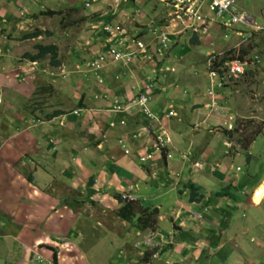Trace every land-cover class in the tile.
Returning a JSON list of instances; mask_svg holds the SVG:
<instances>
[{
	"label": "crops",
	"instance_id": "crops-1",
	"mask_svg": "<svg viewBox=\"0 0 264 264\" xmlns=\"http://www.w3.org/2000/svg\"><path fill=\"white\" fill-rule=\"evenodd\" d=\"M62 1L64 0H61V3ZM127 1H121L123 10H128ZM130 1L135 8L134 1H137ZM12 3L15 6H12ZM6 4L11 6V10ZM152 4L147 14H144L147 17L142 13L130 12L133 21V28L130 29L128 27L131 24L126 27L124 23L128 19L127 14H116L111 0H98V3H95L100 6L97 13H93L91 18H86L89 21L91 19L89 24L95 27L92 31H99L101 34L97 41L101 47L94 50L91 59L101 53L102 46H133L131 40L134 38H140L147 44L150 57H139L126 64L108 62L96 76L82 68L83 76L89 81L87 83H90V94L98 90V93L92 96L94 99L89 95L86 99H80V102L77 98H72L70 100L73 102L67 99L64 106L60 105L61 102L54 101L53 105L44 107L40 98L31 100L30 92L33 88L42 87V81L47 80L45 73H57L60 69L64 73L65 66L75 67L79 62L65 66L59 63L53 67L47 61L44 62L45 57L35 61L21 57L22 53L30 52L22 51L19 55L24 47L23 41L39 43L38 40L41 39V36L20 38L26 32L23 27L30 26L27 21H31V18L27 12L35 2L0 0V20L3 19L4 23L0 24V31L5 32L3 36L0 32V264H38L35 256L46 260L43 264H54L52 252L55 253V264H60L62 253L68 254L73 261L72 254L80 255L79 247L75 246L74 241L69 243L66 238L57 236L54 242L46 239L44 242L38 237L29 238L28 233L24 232L28 230L25 224L12 225L8 213L27 206L44 205L47 207V218H55L53 227H57L58 233L75 225L78 214L92 221H98V218L101 221L99 212L96 219L92 217L95 206L101 203L105 210L114 215L113 210L117 206L112 197L114 194L127 195L137 200L132 194L136 184L155 180L158 185L165 186V183H168L170 187L162 195H170V191L174 193L165 210L160 203L156 206L158 213L163 211V214L158 216L161 219V230L159 228L158 231H137L130 225L134 238H141L143 241L144 235L154 232L155 242H158L159 246H168L166 252L159 255L157 253L152 260H160L161 254H164L167 258H170V255L178 258L180 264H264V194L257 192L261 198L255 203L250 199L255 189L258 190L264 184V171L258 179L250 183L251 191L248 195L244 185L245 182L248 183V177L252 176L230 172V162L233 160L242 162V158L243 163H250L251 155L248 151L256 133L264 126V119L259 123L258 132L252 135L249 143L233 146L232 143L229 145L230 141L222 139L223 149L217 153L214 146H210V140L206 142L205 134L213 136V131L207 129L219 125L228 115L234 121L233 130L236 125H242L243 122L239 123L238 117L245 116L242 110L247 106V101H242L241 106L237 107L238 103L227 100L228 92L233 91H230L231 84L225 87L224 83L217 90L213 100L219 103L225 113L220 114L216 109H208L206 105L210 97L206 95L209 85L206 70L201 81L196 79L190 82V94L187 95V90L178 85L183 80L180 61L187 65H196L195 54L199 45L206 48V60L211 51H220L222 47H233L242 42V34L233 32L238 26L226 28L221 24L227 19V15L217 18L211 15L204 32L195 34L188 30L181 31L179 26L175 27V30L180 31L171 34L166 49L156 55L153 53L154 39L146 33V29L151 22L162 25L163 19L155 17L156 14L152 13ZM233 6L236 12L245 13L250 22L264 23L263 6L259 5L253 8V11H248L242 8V3L238 0ZM67 7L69 6L63 8ZM114 17L117 21H114ZM81 18L85 19L84 16ZM147 18L152 21L147 23ZM172 30L168 27V31ZM263 33L260 35L262 44ZM192 38L195 43L190 42ZM3 39H8L10 45L3 46ZM184 42L191 43L195 49L188 46L180 48L179 45ZM156 45L158 46V43ZM8 47H11L10 52H6ZM184 57L186 60H182ZM260 61V65L264 67L263 56ZM66 69L67 73L72 71L71 67ZM154 69L155 73H152ZM262 71L259 75H264V68ZM147 77L152 79L147 80ZM205 79L207 86L200 85L199 82L202 83ZM10 80L14 83L13 89L10 88ZM69 82L57 80L49 86L56 87V96L64 99L68 90L70 95L76 92L74 85ZM148 86L153 91L151 90L147 108L156 122L146 120L144 114L135 108L124 112L111 109L116 102L127 104V101L138 92L148 89ZM76 99L82 106L76 105ZM167 103L172 105L174 114L171 117L166 116ZM176 106L179 109L176 110L177 113ZM64 107L68 109L64 111ZM57 110L62 113L48 117ZM74 110L77 112L73 113ZM257 110H260V115H264V105H255L254 111ZM175 117L180 119L173 121ZM143 125H149L147 133L141 130ZM157 125H161L167 132L169 144L164 152L170 153V157L164 158L156 152L151 154L149 159L139 162L136 157L138 153L151 151L153 129ZM231 132L223 130L222 134L230 140ZM122 144L128 149V154L123 152ZM231 147H234V150H231ZM181 153L186 155L184 160L180 158ZM199 155L203 158L198 157ZM193 161L198 162L197 167L191 165ZM234 169L237 171L238 167ZM186 184L192 185L197 200H188ZM241 203L249 204L254 209L246 208V214H239L240 209L245 208ZM170 212L172 216L167 221L164 216H169ZM198 214H201V217H198ZM108 217L109 213L102 221H106V227L111 223ZM124 222L126 221L121 220L119 224L121 230L113 232L119 235L120 246L111 254L113 257L115 252L114 262L107 264H140L139 256L144 248L142 243H135L136 249L128 244L130 240L125 238L126 231H122V228H125ZM140 248L142 249L139 250ZM132 249L138 251L133 255L134 259L129 257ZM124 250H127L126 254ZM166 257L162 260L164 263Z\"/></svg>",
	"mask_w": 264,
	"mask_h": 264
},
{
	"label": "rangeland",
	"instance_id": "rangeland-1",
	"mask_svg": "<svg viewBox=\"0 0 264 264\" xmlns=\"http://www.w3.org/2000/svg\"><path fill=\"white\" fill-rule=\"evenodd\" d=\"M32 1L35 2V5L31 6L27 12L28 13L27 15H29V17L31 18V21L30 20L27 21V24H29L30 26L27 25L23 27L24 29H26V32L31 31L32 29L36 27L38 29L42 28L41 31L43 30L50 31L51 32L50 36L40 35L41 39H39L38 42L40 44L51 43L52 45H55L57 48V55H58V58L60 59V63H63L64 66L69 63L74 64L77 62L81 64L77 63L75 67L74 66L72 67L71 65L65 66L64 73L62 69L58 70L57 73L56 71H54V73H49L47 71L48 73H45L46 74L45 78H47V80L46 81L44 80V82L42 81V84H40L42 87L33 88L32 92H30L32 93L31 100H34L36 97L37 99L40 98L42 105L44 107H48L49 105H53L54 101H58L59 103L61 102L60 105L62 106L63 104L64 106L65 103H67L66 102L67 99H69L70 102H73L70 99L77 98L79 101L80 99L82 100L84 98L86 99L89 95L92 98L94 93H98V90L93 91L90 94L91 90H90V87H88L90 83H87L89 81L83 76L82 68L84 69L89 68L88 66H85L86 63L89 61L91 62L96 61L97 60L96 58L100 55L98 54L96 55L95 58L91 59L92 58L91 56L93 55V53H95L94 50L98 49L99 47V43H97V41L100 39L101 34L99 33V31H96V32L92 31V29H94L95 27L89 24L91 19L90 21L86 19V18H91V15L93 13H97L98 11L97 9L100 6L95 5V3H98V0H79L80 2L78 0H64L62 1L63 3H61V0H32ZM111 1L114 4L113 7H114L115 12L117 11L116 14L122 13L123 15L125 14V16L126 14L128 15V19L125 20L124 23H126V27H128L127 26L128 24H131L128 27L130 29L133 28V24H132L133 21L131 20L132 17H130V14L132 16L133 12L139 13V14L142 13V15L144 16V14H147L148 10L150 9L151 3H153L152 5H154V10L152 13L156 14L155 17H158V18L162 17L161 19H163L170 10L168 6L165 5V2H168V0L164 2L161 0H145V2L136 0L137 2L134 1V3L136 4L135 8H134V4L130 0H128L126 2V6L128 10L122 9V6H121L122 0H111ZM238 1L242 3V8L248 11H253V8L258 7L259 5L264 7V0H238ZM9 4H6V5L8 6L9 10H11V6ZM11 5L15 6L13 5V3ZM66 5L69 7L63 8ZM57 8L64 9V12H65L64 14H68L67 12L68 8H75V11H73V13H70V15L68 16L65 15L66 18L64 21L67 23H71V24L61 27L58 24V20L61 16L52 15L51 17H47V16L40 14V11L42 10H45V9L56 10ZM82 16H84L85 19L82 18L81 20H78V18ZM144 17H147V16L145 15ZM2 21L3 19L0 20V24H4L2 23ZM114 21H117L116 17H114ZM151 21L149 18L147 23ZM155 24H156L155 22H151L150 24H148V26L159 29L157 25ZM8 27L9 26H6V28ZM239 30H241L239 31L240 33L242 32L241 33L243 37L242 42L237 43L236 45L233 44L234 45L233 47H222L220 51L214 50L213 52L216 53L217 58H219L223 56V53L225 50L232 51L230 54H226V57H228L229 55L230 56L235 55L236 52L238 55V50L240 47H244L246 49V53L241 55V57L248 58V60L252 62L249 65V69H247L248 71L247 70H246L247 72L244 71L243 74L237 75L234 79L228 78V80L225 83V87L231 84L230 91H233V92H228L227 100H229L230 102L234 101L235 103H238L237 107L241 106L242 101H247L248 103L247 106L248 105L249 106H248V109L246 106L242 110L243 111L242 114H244L245 116L238 117V119L240 120L239 123L243 122V124L236 125L235 129L231 132L232 137L230 140L226 139V136L222 134V130L220 126H218L217 124L212 126L210 129H207L208 131L209 130L213 131L212 132L213 136L215 135L217 136L213 138L211 134L204 133L206 142H209L210 140L209 142L210 146H214V150L217 153H219L220 149H223V146L221 145L222 139L224 141L225 140L230 141L229 145L232 143L233 146L234 144L243 146V144L249 143L248 141L252 139L251 138L252 135L258 132V127L260 125L259 123H261V121L264 119V115L259 114L260 110L254 111L255 105H259V104L264 105V75L263 74L259 75V72H263L262 70L264 68L263 66L260 65V62H261L260 58L262 60V56H263V59H264V53H263L264 44H262V39L260 38L261 32H248L247 33L246 29H243V28H239ZM0 32L2 33L1 36L5 34V32L3 31H0ZM2 42H3V46L5 47H7L8 44L10 45L8 39H3ZM23 43H24V47L23 49H21L19 55L21 54L22 51H30L32 53L34 52L32 45L35 44V42L25 43L23 41ZM183 46H188L192 49H195V47H193L194 45H191V43L189 44V43L184 42L179 45L180 48H182ZM11 47H8V50L6 49V52L8 51L10 52ZM103 48L104 47L102 46V50ZM180 48L178 50H180ZM205 50L206 48L200 47V45L198 46L196 50L197 52L195 54L197 63L194 66L187 65L184 61H180L182 65L181 68L183 70L182 72L183 80L181 81L182 83H178V85L180 87L181 86L184 87L187 90V93H186L187 95L190 94V89L188 88L192 86L190 82L196 79H198V81H201L205 75V70H206L205 69V61H206L205 57L206 56L204 54ZM102 57L106 59L103 61H98L101 65V68L110 61L108 56L105 55V53L102 54ZM182 60H186V58L184 57ZM46 61H47V57L44 58V62ZM69 67H71L72 71L67 73L66 68H69ZM100 70H98V72ZM248 72H250L251 75ZM57 74H63V75L66 74V76L60 77ZM92 75L96 76L94 74ZM57 80H61L62 82L70 81L69 84L72 83L74 85L73 89L76 90V92L74 91V94L70 95L69 90H68V95L64 98L65 101L62 97L56 96V93H55L56 87H53L52 85L49 86V84L51 82L55 83ZM1 81L2 80H0V82ZM36 82H37V79H36ZM199 83L202 86L203 85L207 86V79H205V81H202V83L201 82ZM10 88L11 89L14 88L13 81H11L10 83ZM39 88L41 90L38 91ZM77 99L75 103H77ZM97 99L98 97L95 98V100ZM167 101H165V103ZM67 109L66 107L63 108L64 111H66ZM176 110L177 111L179 110L177 106L175 108V112L177 113ZM178 119L180 118L176 119L175 117L173 118V121H176ZM252 141L253 142L251 143L250 150L248 151V153L251 155L250 163H243L242 158H240L242 162H239L237 160H233L232 162H230L231 164L230 172L231 173H236V174L245 175V176L247 175L252 176V177H248V180H247L248 183L245 182V185H244L246 188L245 192H247V195L251 191L250 183L258 179L260 177V174L264 171V126L258 133H256ZM231 150H234V147H231ZM229 151L230 150L228 149V152ZM239 154L241 153L239 152ZM198 157L203 158L200 155ZM235 167H238L237 171L234 169ZM157 183L158 182L155 180V181H149L148 183L139 182L136 184V188L133 189L132 194L136 197V199L138 200L137 202L140 206L156 207L160 203L162 204L161 205L162 209L165 210L164 208L168 204V200L169 199L171 200V197L173 198L172 195H174V193L170 191L169 192L170 195L169 194L162 195V193L166 189H169L170 187H168V183H165L166 184L165 186L161 184L158 185ZM256 189L254 191V194L251 195L250 197L252 203L259 201V199L261 198V196H259L257 192L259 193L261 192V195L264 194L263 192L264 184H262V186H260L258 190ZM241 206H245V208H241L239 214H243V213L246 214L247 213L246 208L254 209L249 204L244 205L241 203ZM95 207L96 208H94V211L92 212V217L96 219L97 214L99 212L100 215L102 216L101 221L99 220V218H98V221L96 220L92 221L78 214L77 216L78 221L76 220L75 225L71 227H67L66 229H62V231L58 233L56 231L57 227H53L55 218L54 219H51L49 217L47 218V214H46L47 207L44 205H40L39 207H36V206L28 207L27 206L26 208L25 207L19 208L16 210V212L12 211L11 214L8 213V216H9V219L12 225L13 224L19 225L20 223L25 224L24 226H26V229L28 230H24V232L28 233V235L30 236L29 238L38 237L40 240H43L44 242H45V239L49 242H54L53 240L57 239V236H58L59 238L68 239L69 243L74 241L73 243H75V246L79 247L80 249L79 251V249L76 248L80 252V255L72 254L73 259H74L73 261L68 254L62 253L63 255L60 258V264H75V263L76 264H107V262L108 263L114 262L115 252L113 254V257L111 254L115 250V248L120 246L119 235L113 232L116 230L118 231L121 230L119 226V224L121 223V220L117 218L116 216H114L113 214H111L109 210H105L103 208V203ZM100 209L102 212L99 211ZM108 213H109L108 220L111 223L108 224V226L106 227V221L105 223H103L102 221L105 220V216L107 217ZM159 214H163V211L161 210L160 213H158L156 216L158 223L161 221V219L158 218ZM171 216H172V212L169 213V216L165 215L164 218H166L168 221V219ZM244 219L245 218H242V220ZM124 223L125 224L123 227L125 228H122V231H124V229L126 231L125 233L127 234V236H125V238L130 240L128 241V244L131 247H134L135 243L141 245V243L143 242L142 239L133 237L134 233L131 227L132 226L131 223L130 224L127 222H124ZM114 225L118 227H115ZM159 228L160 226H157L153 229V231L154 230L158 231ZM129 231H130V234L128 235ZM62 234H64L63 235L64 237L62 236ZM152 234L154 235V232ZM146 236L147 235H144L143 238H145ZM142 246L144 248L142 253L144 251H147L149 254L156 252V255L157 253L159 255V253L161 252L162 253L166 252V250L168 249V246L163 247L161 245L159 246V244L158 246L155 245L154 247H151L150 245H145V246L142 245ZM141 249L142 248H140L139 250ZM124 251L126 254L127 250H124ZM136 253H138V251L132 249L129 253V255L131 256L129 257L134 259L133 255L134 254L136 255ZM119 257L120 256H118V258ZM165 257L166 256L164 254H161L160 260H157V259L152 260L153 258L151 257L150 261L147 262V264H163L164 262L162 260H164ZM80 258H82V260H80ZM118 258L117 260H119ZM140 258L141 256H139V259ZM165 261L166 263L164 264H180L181 263V262L179 263L178 258L176 259V257H172L171 255H170V258L166 257ZM44 262H46V260H43L40 258V263L38 262V264H43ZM47 263H50V261H47Z\"/></svg>",
	"mask_w": 264,
	"mask_h": 264
},
{
	"label": "built area",
	"instance_id": "built-area-1",
	"mask_svg": "<svg viewBox=\"0 0 264 264\" xmlns=\"http://www.w3.org/2000/svg\"><path fill=\"white\" fill-rule=\"evenodd\" d=\"M167 1V0H161ZM236 0H168L165 2V5L170 9L167 15L163 18V24L157 25L159 29L155 27H147L146 33H150L155 42V47L153 48L154 54H160L166 49L167 40L171 34L178 33L180 30H175V27H180L181 31L188 30L191 33L198 34L205 31L206 25L209 24L211 20V15L215 18L222 17L227 15V19L221 24L226 28L229 26H238V29L233 32L237 35H240L239 27L246 29L248 32H264V23L255 24L250 22L248 16L245 13H238L233 11L232 7ZM168 27H171L173 30L168 31ZM167 29V30H165ZM133 46H119V45H105L100 55L96 58V61H89L85 66L88 71L92 74L97 75L98 70H100L101 65L98 61H103L106 58L102 57V54L105 53L109 58V62H119L126 64L132 62L137 58L150 57V52H148L147 44L142 42L140 38H134L131 40ZM158 43V46L156 45ZM168 49V48H167ZM209 54V53H208ZM221 57L217 58L216 53L213 51L207 57L206 66H207V76L209 79V85L206 89V95L209 96V103L206 105L208 109H216L218 113L224 114V110L220 108L219 103L216 100H213V97L216 95L217 90H219L228 78H235L237 75H241L249 69V65L252 63L248 58H239L237 52L229 59H225L222 63L218 64ZM213 62L217 65L213 66ZM77 68V67H76ZM155 73V69L151 71ZM147 80L152 78L147 77ZM151 87L148 86V89H144L136 94L135 97L127 101L125 105L116 102L111 108L116 112H124L129 108H135L140 111L146 117V120L156 122L155 117L147 108V102L150 99ZM153 91V90H152ZM167 117H171L174 113L172 111L171 103H167ZM73 113L77 112L76 110L72 111ZM232 117L226 116V118L219 123V126L229 130L232 128ZM149 125H143L141 130L148 132L147 128ZM153 142L151 143V151L145 152L144 154H137V160L143 162L150 158L151 154L154 152H162L167 145L169 144V137L167 132L161 125H157L153 129ZM123 146V145H122ZM123 152L128 153L126 148H123ZM165 158L170 157V153H164ZM180 158L184 160L186 155L181 153ZM193 167L198 166V162L193 161L191 164ZM122 197H126L122 195ZM128 198V197H127ZM201 215L198 214V217ZM151 236H146L145 244H149ZM154 256V255H153Z\"/></svg>",
	"mask_w": 264,
	"mask_h": 264
},
{
	"label": "trees",
	"instance_id": "trees-1",
	"mask_svg": "<svg viewBox=\"0 0 264 264\" xmlns=\"http://www.w3.org/2000/svg\"><path fill=\"white\" fill-rule=\"evenodd\" d=\"M75 11V8H68L67 12L68 14H64V10H51V9H45L40 11L41 15L51 17L53 16H61L58 20L59 26L63 27L71 23L65 22L66 16L70 15V13H73ZM66 15V16H65ZM82 18H78V20H81ZM40 35H51V32L48 30H39L37 28L32 29L31 31L23 33L20 38L21 39H29V38H34ZM191 43H195V39L190 40ZM34 52H24L22 53L21 57L30 60V61H35V60H40L43 59L44 57H47V62L49 65H52L53 67H56L59 65L60 61L57 55V48L55 45L52 44H40V43H35L32 46ZM232 51L231 50H225L223 53V56H221L220 61L218 64L222 63L225 59H229L232 56L226 57V54H230ZM246 53V49L244 47H240L238 50V57L242 58L241 55ZM217 65L216 63L213 62V66ZM250 75L251 73L248 72ZM249 75V76H250ZM41 90L40 88L38 91ZM80 102V101H79ZM77 102V106H82L81 103ZM62 111L57 110L53 111L51 115H48V117L60 114ZM248 156V155H247ZM188 185V184H186ZM188 192H189V201H194L197 200V197H195V191L194 188L192 187L191 184L188 185ZM116 202L117 206L113 210V213L116 217L119 219L128 222L137 230V231H144V230H149L152 231L155 227L159 226V223L156 219V216L158 214L157 208L156 207H148V206H140L137 202V200H127L124 198H121L120 195L114 194L112 196ZM150 254L147 251H144L142 253L141 259H140V264H147L149 260ZM52 261L55 264V253L52 252Z\"/></svg>",
	"mask_w": 264,
	"mask_h": 264
},
{
	"label": "clouds",
	"instance_id": "clouds-1",
	"mask_svg": "<svg viewBox=\"0 0 264 264\" xmlns=\"http://www.w3.org/2000/svg\"><path fill=\"white\" fill-rule=\"evenodd\" d=\"M235 4V3H234ZM234 7V6H233ZM233 7H232V9H233ZM155 25H157V24H155ZM210 54V53H209ZM209 54H207V57H208V55ZM138 59V58H137ZM207 59V58H206ZM135 61V60H134ZM207 61V60H206ZM133 62V61H132ZM206 74H207V66H206ZM49 73H54L53 71H49ZM208 77V76H207ZM112 109V108H111ZM233 122L234 121H232V125H233ZM219 126V125H218ZM220 128H221V130L223 131H227V132H231L232 130H233V126H232V128L231 129H229V130H226V129H224V128H222L221 126H220ZM123 145V144H122ZM123 148H124V145H123ZM128 150V149H127ZM125 153V152H124ZM128 153H129V151H128ZM128 153H125V154H128ZM154 153H156V152H154ZM158 153V152H157ZM164 150H162V152H160L159 153V155L160 156H163L164 158H165V156H164ZM136 157H137V155H136ZM124 196H126V197H122V195H120V197L121 198H124V199H127V200H134V199H132L131 197H129V196H127V195H124ZM128 197V198H127ZM201 215V214H200ZM201 217V216H200ZM149 231V230H148ZM151 236V240L149 241V244H147V245H150L151 247H154L155 245H157L158 246V242H155V240H154V238H153V234L151 233V232H149L148 234H147V236ZM146 238V237H145ZM145 238H144V240H143V242H142V245H146L145 244ZM156 252H153V253H150V256H149V260H148V262L150 261V258L152 257V258H154L155 256H156V254H155ZM154 255V256H153ZM141 256H142V254H141ZM35 258H36V261H38V262H40V257L38 258V256H35ZM141 259V258H140ZM53 262V261H52ZM140 262V261H139Z\"/></svg>",
	"mask_w": 264,
	"mask_h": 264
},
{
	"label": "bare ground",
	"instance_id": "bare-ground-1",
	"mask_svg": "<svg viewBox=\"0 0 264 264\" xmlns=\"http://www.w3.org/2000/svg\"><path fill=\"white\" fill-rule=\"evenodd\" d=\"M257 190V189H256ZM252 195H253V193H252Z\"/></svg>",
	"mask_w": 264,
	"mask_h": 264
}]
</instances>
